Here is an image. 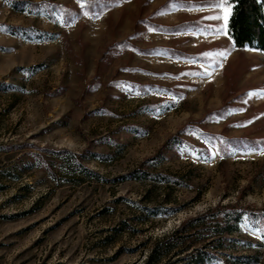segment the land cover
I'll use <instances>...</instances> for the list:
<instances>
[{
	"label": "rangeland",
	"instance_id": "obj_1",
	"mask_svg": "<svg viewBox=\"0 0 264 264\" xmlns=\"http://www.w3.org/2000/svg\"><path fill=\"white\" fill-rule=\"evenodd\" d=\"M119 1L63 26L14 5L77 0H0V264H264V54L216 0ZM153 18L181 59L144 57Z\"/></svg>",
	"mask_w": 264,
	"mask_h": 264
},
{
	"label": "trees",
	"instance_id": "obj_2",
	"mask_svg": "<svg viewBox=\"0 0 264 264\" xmlns=\"http://www.w3.org/2000/svg\"><path fill=\"white\" fill-rule=\"evenodd\" d=\"M127 1V0H124ZM119 0H84V6L80 3L77 8L68 5H57L54 3H22L14 5L17 11L26 12L30 15H44L48 19L58 22L61 21L63 26H68L66 21L75 23L79 18L87 15L91 18H99L106 11L119 4ZM233 4L232 15L228 19L226 33L233 47L237 50H253L264 54V0H230ZM192 7L198 8L201 5L192 4ZM25 6V7H23ZM150 26L157 32L178 33L186 30V24L176 27H157L158 25L150 23ZM26 34H36L34 39L43 40L44 37L39 31L34 29H25ZM26 37V36H25ZM125 48H135L130 43H121ZM143 52V51H142ZM149 52L148 50L144 51ZM221 111V110H220ZM218 111V113L220 112ZM183 135L178 133L173 139L179 144L182 142L179 137ZM202 137L213 145L217 146L222 154H226L223 149L224 145H237L242 149L259 150L261 141L254 139H242L239 141L218 137L207 133H202ZM261 145V146H260ZM264 146V145H263ZM134 179H151L153 181L166 182V177L161 175H151L149 173L133 174Z\"/></svg>",
	"mask_w": 264,
	"mask_h": 264
},
{
	"label": "crops",
	"instance_id": "obj_3",
	"mask_svg": "<svg viewBox=\"0 0 264 264\" xmlns=\"http://www.w3.org/2000/svg\"><path fill=\"white\" fill-rule=\"evenodd\" d=\"M165 11L169 12L170 10L165 9L164 12ZM167 12H165V13H167ZM159 15H162V14H158L155 16H159ZM153 23H161V22L159 19L153 18ZM145 25L146 26H144V27L146 28V30H144L142 32V35H141L142 36L141 37L142 43H140V44L149 46L150 47V53L144 57H146L150 60H157V61L163 60V61H168V62H173L174 60L177 61V60L181 59L180 54L176 50H174L175 48L172 47L173 45L172 44L171 45L166 44V43H170V42H162V41L157 42L156 41V38L174 37V36L179 35V34H168V33L166 34V32L159 33V32H156L150 26V24H145ZM149 29H152L153 31H150ZM206 30H207V28H206ZM195 32H196V30H194V31L193 30L192 31L187 30V32L184 33L183 35L191 36V34H193ZM213 33H214L213 31H209L208 33H204V35L201 36L204 43L205 42H207V43L213 42L212 39H209V38L213 37L212 36ZM205 34H207V35H205ZM225 35L228 38L227 33ZM228 40H229V38H228ZM186 43H188V42H186ZM135 44L138 45L137 43H135ZM149 47H145V48H149ZM173 56L175 57V59L171 58Z\"/></svg>",
	"mask_w": 264,
	"mask_h": 264
},
{
	"label": "snow or ice",
	"instance_id": "obj_4",
	"mask_svg": "<svg viewBox=\"0 0 264 264\" xmlns=\"http://www.w3.org/2000/svg\"><path fill=\"white\" fill-rule=\"evenodd\" d=\"M77 2L80 3L81 7L84 6V0H77ZM172 6L176 7V5H172ZM211 7L214 9H218L219 12L221 13V15L208 17V19H212V20L223 19V21H224V27L218 28L216 30L215 34L216 35L226 34L227 23H228L229 17L232 15L233 4L230 2V0H216V2L211 5ZM66 24L70 25L71 21H66ZM0 30H2V29H0ZM149 30L153 31L152 29H149ZM216 55L223 57L224 53H217ZM253 95H254V93H249L250 98ZM262 95H264V93H262ZM185 151L187 152L188 150L185 149ZM209 151H210V153L212 152V150H209ZM216 154L218 155L219 153H216ZM261 154L264 155V152H261Z\"/></svg>",
	"mask_w": 264,
	"mask_h": 264
}]
</instances>
